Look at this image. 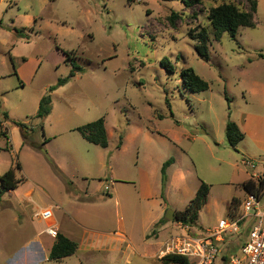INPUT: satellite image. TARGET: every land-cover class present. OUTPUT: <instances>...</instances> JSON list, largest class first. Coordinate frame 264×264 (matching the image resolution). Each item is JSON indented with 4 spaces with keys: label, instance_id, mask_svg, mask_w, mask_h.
<instances>
[{
    "label": "rangeland",
    "instance_id": "1",
    "mask_svg": "<svg viewBox=\"0 0 264 264\" xmlns=\"http://www.w3.org/2000/svg\"><path fill=\"white\" fill-rule=\"evenodd\" d=\"M188 1L189 11L182 13L181 0H0V47L5 52L11 49L12 60L7 65L22 75L25 71L27 83L7 96L4 104L14 114L35 119V126L26 129L24 145H41L42 166L47 162L53 173L56 171L48 154L52 145H78L84 156L92 155L88 148L96 144L76 128L104 117L109 145H118L122 136L126 138L123 145H158L168 159L173 155L162 145L191 150V164H179L188 188L171 187L168 210L186 208L198 178L211 185L197 225L167 220L158 228L159 236L149 232L145 238L141 220L147 207L157 212L156 205L140 200L137 188L124 182L116 186L121 200L117 202V195L106 190L111 148L97 146L105 153L103 163L97 165L93 158L79 170L67 168L76 181L71 195L55 182L49 197L40 195L39 205H24L19 198L6 197L13 208L7 203L0 205V264H163L157 256L149 255L171 235L188 232V228L207 235L203 229H214L220 219L243 211L247 192L242 184L252 172L245 164L242 146L235 150L229 145L226 123L229 112L232 120L247 111L264 112V0H257L254 27H241L235 38L224 32L220 40L214 37L209 11L232 0ZM233 1L241 9L249 6L247 0ZM176 12L180 16L172 26L169 16ZM13 28L24 35L19 36ZM204 30L209 60L199 55L196 45L200 42L192 38ZM74 63L81 70L51 93V112L44 119L36 118L37 97L49 93V87L67 76ZM188 67L209 83L207 90L195 92L184 84L181 71ZM5 69L0 61V71ZM9 79L18 78L5 80ZM20 98L25 103L17 107ZM19 157L2 152L0 174L11 168L13 160L16 165ZM127 160L135 161V155ZM22 162L30 176H48L29 160ZM119 165L113 174L116 179H126L124 163ZM255 172L264 175V162H256ZM234 197L238 202L232 205ZM57 201L66 207L85 202L93 210L94 222L92 233L74 229L78 250L60 261L49 260L47 249L41 252L32 243L46 227L38 213ZM259 203L264 210V192ZM257 223L248 216L242 234L225 233L229 253L238 252L239 243ZM123 226L129 240L110 233ZM215 264H223V259L218 257Z\"/></svg>",
    "mask_w": 264,
    "mask_h": 264
},
{
    "label": "crops",
    "instance_id": "2",
    "mask_svg": "<svg viewBox=\"0 0 264 264\" xmlns=\"http://www.w3.org/2000/svg\"><path fill=\"white\" fill-rule=\"evenodd\" d=\"M181 1L184 2L182 13H187L189 10H187L185 1ZM6 49L7 51L5 52L4 49L0 47V61L2 63V66L6 67L5 72L0 71V110L8 113V119L3 122L2 128H0V156L2 152L10 153L12 156L17 153L20 154L22 158L23 155H25L23 159L32 162L37 170L39 169L40 171L44 172L47 171L48 176H46L45 174L41 177L30 176L26 172V167L22 162L23 159L19 157L17 162L20 163L21 168L19 170H15V172L16 178L19 179L20 182L14 190L0 193V205L7 203V207L13 208V204L6 198L7 196L11 198H19L20 200H18H22V202L25 203L24 205H39L40 201H38V198H40V195L44 194L49 197L55 182L59 184L61 190H63L64 192H69V195H71L70 190L75 188L76 181L74 175L71 176V174H68L67 168H72V171H76L77 169L79 170L83 163L85 164V162H91L93 158H95L96 164L99 165L104 162L105 153L97 147L99 145H91L92 148H88L86 146L88 148V152H91L92 154H88V156H84V153L79 150L78 145H52V149L48 151V154L50 156L49 158L50 160L54 161L56 165L55 168L59 170L61 174L57 173V170L55 171V173H53L51 167L47 164V162H45V166H42L41 162L43 161V159H41L42 157H40V154H42L41 151H38L35 148H31L28 145H24L22 129L12 123V121L24 122L26 123L28 128H30L29 126H35V119H30L14 114V112L10 111V108H7L4 104V99H6L7 96H10L11 93L19 92L21 91V89H24L27 86V83L25 81L26 72L23 71L22 75L20 70H15L13 68L10 69L9 65H7V63L9 64V62L12 60V56L10 53L11 49ZM7 78L18 79L16 81L15 79L5 80ZM38 99L41 98H39L38 96L36 101H38ZM24 103L25 100H22L20 98L16 102V106L22 107L24 106ZM262 107L264 108V100L262 101ZM231 117L232 114L230 112V116L228 115V119H231ZM233 121L238 124L240 130L244 133L243 140H241L237 145L242 146L241 149L246 154V157H244V159H252L256 162H264V112L247 111L242 113L239 118H236ZM3 131H6L7 134H2ZM3 138L6 139V142L4 143H2ZM125 140L126 138H122V143L120 146L108 145V147H106L111 148L108 158V165L111 169V175L109 176L110 185H106V190H112V192L117 195V202L120 203V192H118L119 190L116 189L117 184H121L123 182L128 185L131 184L137 188L138 191L136 194L140 200L146 203L153 202L156 205L155 211L157 212L154 213L153 209H148L147 207L141 220L144 226V230L142 231V233L144 237L147 238V234L149 232H152L154 226L159 221H161L162 218H166L165 213L168 212L169 205H171V187L175 184L176 186H181L180 189H183V187L185 189L188 188L185 182V180L187 181V178L183 171L179 169V164H188V166L191 164V150L185 149L181 145H162L167 149L168 153H172L174 157V162L167 169L168 180L165 186H163L161 169L164 162L168 160V158L160 153L158 145H123ZM242 143L245 144L241 145ZM189 147H191L189 149H192V146ZM132 155H135V161H128L127 159ZM40 160L42 161L40 162ZM15 162L16 160H13L11 162V168L15 167ZM122 163H124L123 166L126 172L125 175L127 177L126 179H116L113 171L115 169V166H118L119 164L122 165ZM133 166L136 168H134ZM46 168L49 170V172H51V174ZM20 174L23 176L21 177ZM66 180L69 182H67ZM197 181L198 183H196ZM197 181H194L193 191L191 190V193L194 196L202 182V180H200L199 178ZM108 193H110V191ZM49 207L53 208V217L50 222L57 227L59 233H63L65 236L74 241H76L77 239L74 229L84 230V232L92 233L94 222L91 218L92 215H90V213L93 210L85 202H83V204L75 203L73 207H66L61 201L52 202L41 208L40 212L43 209ZM24 208L26 209V206ZM18 213L25 214L26 211L19 210ZM47 224L48 223L46 222V227ZM162 225L163 224L161 223L159 228H162ZM46 227L41 230L40 234L36 236V238H34L32 243L38 245L41 252L42 249H47V253L49 254L56 238L50 236L45 232ZM159 232L160 230L157 229V234L154 236H159ZM110 233L120 236L119 238L123 240H129V236L126 234L124 226L119 230ZM162 245L163 244H161V247ZM161 247L159 248V250L161 249ZM159 250L156 253L150 254L149 256L152 258L156 256L158 257Z\"/></svg>",
    "mask_w": 264,
    "mask_h": 264
},
{
    "label": "trees",
    "instance_id": "3",
    "mask_svg": "<svg viewBox=\"0 0 264 264\" xmlns=\"http://www.w3.org/2000/svg\"><path fill=\"white\" fill-rule=\"evenodd\" d=\"M184 1L186 6L190 5V1L188 0H184ZM247 1L249 3V6L246 9H241L233 0L218 4L217 6H214L210 9L208 18L213 27L214 37L216 40H220L224 32H228L233 38H235L241 27L255 26L256 24L255 14L257 12L258 2L257 0H247ZM179 16L180 14L177 12L172 13L169 16V21L172 26L176 25L175 21L176 18H178ZM13 30L16 31L19 36L24 35V33L22 34L23 31L20 29L13 28ZM192 38L196 40L198 39L200 42L199 44L196 45V50L199 53V55H201L206 60H209V54L206 44L207 41L206 31L204 30L203 32L199 33L198 37L194 36ZM68 57L70 59V56ZM164 60L169 61V59L167 58H165ZM165 66L168 69L173 70V68L170 67L169 65H165ZM80 70L81 68L79 66H77L75 63L72 64V69L70 73L65 77L59 78L55 84L49 87L50 92L42 96V98L40 99L39 107L35 115L36 118L44 119L51 112V108H52L51 93L60 86H63L64 84L69 82L70 79L74 77V75H76V73ZM181 77L183 79L184 84L192 91L201 92L209 88V83L206 80H204L201 76H199L192 67L184 68L181 71ZM225 95L228 100V105L230 109V98L227 96L226 92ZM0 107H1V103H0ZM229 116H230V112H229ZM7 119H8V113L0 110V128H2L3 122L6 121ZM105 121H106L105 118L101 117L95 121L79 126L76 129L89 142L99 145L103 148H106L109 145V137H108ZM12 123L16 126H19L22 129L24 144L27 143L28 138L25 135V132L28 126L26 125V123L17 122V121H12ZM2 134L6 135L7 132L3 131ZM226 137L229 145L235 150H237L238 143L244 138V133L240 130L238 124L231 119H229L226 123ZM45 141H47V139H45ZM121 143H122V136L120 137V142L118 146H120ZM34 148L38 150H42V147L41 146L38 147V145H34ZM173 162H174V157H171L168 160H166L162 166L161 173H162L163 186H165L168 180L167 169ZM16 168L18 169L21 168L19 162L16 163L14 168H10L2 175H0V184H1L0 193L9 190H14L18 186L20 180L16 178V172H15ZM57 173H60L59 170H57ZM242 187L247 193H254L258 197H260L264 192V175L260 176L256 180L255 178L250 177L249 179L243 182ZM210 189H211V185L206 183L205 181H202L195 196L190 200L186 208L184 210L175 212L174 221L180 222L182 225L188 227L197 225L199 212L201 208L207 203ZM236 201L238 202V200L234 197L232 199L231 204L235 205L234 203ZM166 221H167L166 218H162V220L159 221L154 226L151 234L156 235L157 229L159 228L160 224ZM77 249H78V243L76 241L65 236L63 233H58L55 242L50 250L49 260H54V261L62 260L63 258L73 255L77 251ZM183 260L184 258L180 256H169L167 257V260L165 262L168 261L177 262Z\"/></svg>",
    "mask_w": 264,
    "mask_h": 264
},
{
    "label": "built area",
    "instance_id": "4",
    "mask_svg": "<svg viewBox=\"0 0 264 264\" xmlns=\"http://www.w3.org/2000/svg\"><path fill=\"white\" fill-rule=\"evenodd\" d=\"M245 164L251 169V176L258 179L256 162L246 159ZM259 198L254 193H247L241 204L243 211L220 219L214 229L202 230L208 232L207 235L190 228L187 229L188 232L171 235L159 250L158 258L163 264H215L218 257L223 259V264H264V210L260 208ZM38 216L48 223L45 232L56 238L58 229L50 222L53 208L43 209ZM248 216L258 220V223L250 228L248 238L242 244L239 243L238 252L229 253V249L225 247L228 242L225 233L242 234L241 226ZM169 256H180L184 260L165 262Z\"/></svg>",
    "mask_w": 264,
    "mask_h": 264
},
{
    "label": "water",
    "instance_id": "5",
    "mask_svg": "<svg viewBox=\"0 0 264 264\" xmlns=\"http://www.w3.org/2000/svg\"><path fill=\"white\" fill-rule=\"evenodd\" d=\"M166 219L173 221L174 220V210H168L165 215Z\"/></svg>",
    "mask_w": 264,
    "mask_h": 264
}]
</instances>
